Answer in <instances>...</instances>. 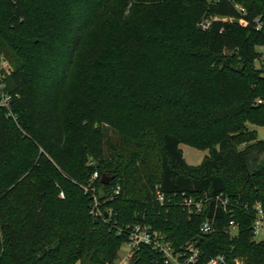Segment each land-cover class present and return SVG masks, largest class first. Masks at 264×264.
Wrapping results in <instances>:
<instances>
[{
    "label": "trees",
    "instance_id": "obj_1",
    "mask_svg": "<svg viewBox=\"0 0 264 264\" xmlns=\"http://www.w3.org/2000/svg\"><path fill=\"white\" fill-rule=\"evenodd\" d=\"M256 17L264 0H0L13 96L10 114L0 106V264H115L126 240L115 228L134 222L194 240L204 259L231 250L264 264L250 228L264 161L246 164L264 153ZM181 143L208 153L188 164ZM220 194L240 221L233 239ZM183 197L209 199L188 216ZM160 258L143 245L133 262Z\"/></svg>",
    "mask_w": 264,
    "mask_h": 264
},
{
    "label": "built area",
    "instance_id": "obj_2",
    "mask_svg": "<svg viewBox=\"0 0 264 264\" xmlns=\"http://www.w3.org/2000/svg\"><path fill=\"white\" fill-rule=\"evenodd\" d=\"M235 7L243 12V8L235 4ZM256 23V29L261 30L264 33V23L261 22L257 17L253 19ZM239 23L246 25L247 22L243 18L239 19ZM208 21L202 24L205 27ZM258 57L257 59L264 63V44L257 46ZM12 68L10 63L3 57L0 56V106L8 110L10 114V101L12 94L7 91L6 78L11 73ZM97 177V172L92 174V178ZM114 193H118L119 186L116 185L112 188ZM93 196L94 205L97 202L96 195ZM157 199L159 202H164L162 194L158 193ZM209 198L205 199H193L183 197L179 204L186 210L188 216L197 214L201 211L204 203ZM215 206H219L221 211L229 215L227 222L223 227V232L230 238H235L239 233L240 221L235 217V206L232 204L231 199L227 195H216L214 197ZM248 207L244 206V210ZM100 213L98 210L96 212ZM251 221L250 228L252 232V240H256V235L264 225V206L261 202H256L251 207ZM214 214L211 217L206 218L199 227L201 233H209L213 231ZM115 231L117 234L124 235L126 240L124 243L128 245L129 251L120 262L115 264H131L134 259L135 252L143 246H149L150 248L160 253L159 264H245V258L238 255H230V251L217 253L207 259H204L202 252L196 245L194 240H186L183 243L176 245L166 235L158 230L153 229L149 224L145 222H134L125 225L116 226ZM264 238V237H263ZM123 243V244H124Z\"/></svg>",
    "mask_w": 264,
    "mask_h": 264
},
{
    "label": "rangeland",
    "instance_id": "obj_3",
    "mask_svg": "<svg viewBox=\"0 0 264 264\" xmlns=\"http://www.w3.org/2000/svg\"><path fill=\"white\" fill-rule=\"evenodd\" d=\"M256 65H259L257 61H256ZM250 127H254V126H250ZM254 128L257 130L258 138L264 139V126L263 127L255 126ZM179 146L182 151L185 162L192 165L198 164L201 161V159L208 153L207 150H200L184 143H181ZM252 157L254 156L248 157L249 165H252ZM262 159H264V153L259 155V162H261ZM86 188L87 186L84 185V190H86ZM59 196L61 197L63 196L62 192H59ZM263 237H264V225L260 229L259 233L256 235V240H260ZM128 251H129L128 245L126 243L122 244V246L118 251L116 262H120L128 253Z\"/></svg>",
    "mask_w": 264,
    "mask_h": 264
},
{
    "label": "crops",
    "instance_id": "obj_4",
    "mask_svg": "<svg viewBox=\"0 0 264 264\" xmlns=\"http://www.w3.org/2000/svg\"><path fill=\"white\" fill-rule=\"evenodd\" d=\"M259 155H260V154L255 153V152H252V153L248 154L247 159H246V164H247V168H248L249 170L255 168V167L257 166V164L260 163V162H259ZM249 156H250V157H251V156H254V157H252V165H249V164H248V157H249ZM262 161H264V159H262L261 162H262Z\"/></svg>",
    "mask_w": 264,
    "mask_h": 264
},
{
    "label": "water",
    "instance_id": "obj_5",
    "mask_svg": "<svg viewBox=\"0 0 264 264\" xmlns=\"http://www.w3.org/2000/svg\"><path fill=\"white\" fill-rule=\"evenodd\" d=\"M110 180H111V177H108V176H105V175H102V177H101L102 185L108 184L110 182ZM103 197H104V187L101 186L98 189V198L102 199ZM131 264H135V262H132Z\"/></svg>",
    "mask_w": 264,
    "mask_h": 264
}]
</instances>
